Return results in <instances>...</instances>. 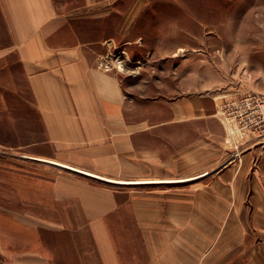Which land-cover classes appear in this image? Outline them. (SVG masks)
<instances>
[{
  "label": "crops",
  "instance_id": "obj_1",
  "mask_svg": "<svg viewBox=\"0 0 264 264\" xmlns=\"http://www.w3.org/2000/svg\"><path fill=\"white\" fill-rule=\"evenodd\" d=\"M148 4L0 0V264H264V146L217 170L213 100L148 99L143 66L125 83L99 64L115 38L83 39L74 21L117 14L125 36ZM253 67L246 86L264 89ZM246 181L223 207L222 184Z\"/></svg>",
  "mask_w": 264,
  "mask_h": 264
},
{
  "label": "rangeland",
  "instance_id": "obj_2",
  "mask_svg": "<svg viewBox=\"0 0 264 264\" xmlns=\"http://www.w3.org/2000/svg\"><path fill=\"white\" fill-rule=\"evenodd\" d=\"M54 1L61 13H83L75 10L85 0ZM119 17L116 14L100 23L85 17L74 21L83 39L115 38L105 41L100 58L122 72L125 83L143 66L145 75L137 85L147 91L148 99H175L197 92L211 98L213 103L208 101L207 107L213 105L220 126L209 123L207 128L219 132L224 156L217 170L236 162L243 167L252 146H264V89L246 86L251 78L248 68L260 70L255 78L262 76L261 69L264 74V0H149L125 36L116 31ZM25 94L30 102L31 94ZM259 161L254 160L246 178H251ZM246 183L222 184L223 207L235 203V194L248 195ZM205 185L207 190L213 188L208 180ZM229 192L232 200L224 195Z\"/></svg>",
  "mask_w": 264,
  "mask_h": 264
},
{
  "label": "built area",
  "instance_id": "obj_3",
  "mask_svg": "<svg viewBox=\"0 0 264 264\" xmlns=\"http://www.w3.org/2000/svg\"><path fill=\"white\" fill-rule=\"evenodd\" d=\"M105 58L103 57V59L102 58H100L99 59V64L101 65V66H103L104 68H106V69H112V66L111 65H109V63H107V62H105V60H104ZM122 64V63H121ZM123 65V64H122ZM120 70H123L124 71V68L123 67H121V65H120ZM247 99V98H246ZM248 100V102L250 103V101H251V99H247ZM256 102V101H255ZM263 106H264V102H263V104H262ZM261 105V106H262ZM262 106V107H263ZM6 146H4V145H2V144H0V153H4L5 151H6V148H5ZM237 147H239V146H237Z\"/></svg>",
  "mask_w": 264,
  "mask_h": 264
},
{
  "label": "trees",
  "instance_id": "obj_4",
  "mask_svg": "<svg viewBox=\"0 0 264 264\" xmlns=\"http://www.w3.org/2000/svg\"><path fill=\"white\" fill-rule=\"evenodd\" d=\"M2 123L4 124V121H2ZM4 130H5L4 127H3V131H1V128H0V144H2V145H6V142L8 141L7 140L8 136L6 134V131H4Z\"/></svg>",
  "mask_w": 264,
  "mask_h": 264
}]
</instances>
